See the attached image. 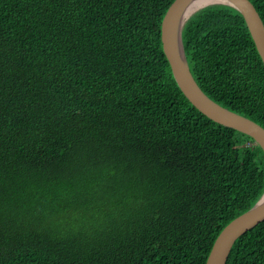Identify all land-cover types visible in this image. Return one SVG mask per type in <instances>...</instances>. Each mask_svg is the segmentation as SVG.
I'll return each mask as SVG.
<instances>
[{"label":"trees","instance_id":"obj_1","mask_svg":"<svg viewBox=\"0 0 264 264\" xmlns=\"http://www.w3.org/2000/svg\"><path fill=\"white\" fill-rule=\"evenodd\" d=\"M174 1L0 0V264H206L264 195L263 148L174 78L161 32ZM182 43L204 93L264 127L243 15L206 5ZM226 264H264V222Z\"/></svg>","mask_w":264,"mask_h":264},{"label":"water","instance_id":"obj_2","mask_svg":"<svg viewBox=\"0 0 264 264\" xmlns=\"http://www.w3.org/2000/svg\"><path fill=\"white\" fill-rule=\"evenodd\" d=\"M191 1L175 0L162 21L163 50L171 66L174 78L185 97L202 114L222 126L234 129L253 138L264 150V127L213 101L200 88L191 73L183 49L182 30L192 14L182 25L178 24V20ZM229 1L214 4L230 5L243 15L256 49L264 64V22L259 12L250 0ZM263 222L264 195L251 210L233 220L223 229L213 245L206 264H226L237 240Z\"/></svg>","mask_w":264,"mask_h":264},{"label":"bare ground","instance_id":"obj_3","mask_svg":"<svg viewBox=\"0 0 264 264\" xmlns=\"http://www.w3.org/2000/svg\"><path fill=\"white\" fill-rule=\"evenodd\" d=\"M230 2L229 0H192L184 12L182 13L181 18L178 20V24L182 25L183 22L196 10H199L200 8H203L206 5L214 4V3H225ZM179 41V39H178Z\"/></svg>","mask_w":264,"mask_h":264}]
</instances>
